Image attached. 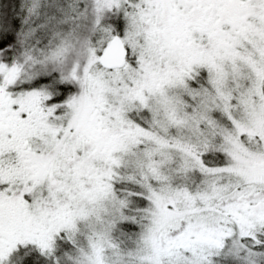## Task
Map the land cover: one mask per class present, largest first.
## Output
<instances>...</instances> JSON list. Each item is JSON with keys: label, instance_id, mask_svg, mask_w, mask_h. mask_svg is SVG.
Returning <instances> with one entry per match:
<instances>
[{"label": "snow or ice", "instance_id": "snow-or-ice-1", "mask_svg": "<svg viewBox=\"0 0 264 264\" xmlns=\"http://www.w3.org/2000/svg\"><path fill=\"white\" fill-rule=\"evenodd\" d=\"M0 264H264V0H0Z\"/></svg>", "mask_w": 264, "mask_h": 264}]
</instances>
